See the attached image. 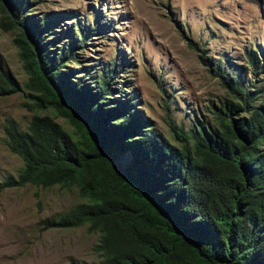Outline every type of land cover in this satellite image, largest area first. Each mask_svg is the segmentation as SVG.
<instances>
[{"label": "trees", "instance_id": "trees-1", "mask_svg": "<svg viewBox=\"0 0 264 264\" xmlns=\"http://www.w3.org/2000/svg\"><path fill=\"white\" fill-rule=\"evenodd\" d=\"M28 2L0 0V27L17 29L12 41L33 112L24 128L3 119L4 143L22 165L0 179V190L77 189L81 200L38 222L40 229L86 223L98 233V259L70 264H264V84L246 85L241 73L216 63L213 74L231 98L207 124H173V144L130 112L127 99L112 96L121 64L90 74L91 87L72 75L66 62L78 61L88 30L79 26L53 47V18H32L22 11ZM187 44L208 64L196 42ZM17 89L0 68V95ZM47 108L69 128L40 112Z\"/></svg>", "mask_w": 264, "mask_h": 264}, {"label": "rangeland", "instance_id": "rangeland-1", "mask_svg": "<svg viewBox=\"0 0 264 264\" xmlns=\"http://www.w3.org/2000/svg\"><path fill=\"white\" fill-rule=\"evenodd\" d=\"M25 9L34 19L53 18L56 31L49 36H59L53 47L68 41L69 31L79 26L88 30V40L76 49L78 61L66 62L72 75L91 87L90 74L112 62L121 64L114 68L120 71L111 83L112 96L127 99L130 112L141 114L151 130L173 144H178L173 124L188 128L193 119L207 124L211 110L231 98L213 74L216 63L241 73L246 85L254 82L259 89L264 84V0H29ZM16 32L0 27V68L18 87L0 95V179L16 175L22 165L4 143L3 119L12 117L24 128L33 113L26 105L31 102L24 86L27 74L12 41ZM188 38L203 49L208 64ZM40 112L69 128L49 108ZM79 200L74 186L26 183L0 190V264L96 261L98 233L86 223L47 229L38 223Z\"/></svg>", "mask_w": 264, "mask_h": 264}]
</instances>
